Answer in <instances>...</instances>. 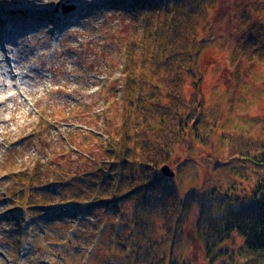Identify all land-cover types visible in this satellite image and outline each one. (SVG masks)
<instances>
[{
  "label": "rangeland",
  "instance_id": "obj_1",
  "mask_svg": "<svg viewBox=\"0 0 264 264\" xmlns=\"http://www.w3.org/2000/svg\"><path fill=\"white\" fill-rule=\"evenodd\" d=\"M92 1L95 9L89 6L73 21H53L57 5L66 10ZM183 1L172 0L166 14L152 15L110 0H0V264H148L146 260L169 253L151 246L156 234L165 235V227L175 228L177 241L170 246L176 264L243 259V238L235 232L214 238L213 248L205 249L195 232L197 207L184 212L188 218L183 223L172 219L178 204L169 187L152 194L170 202L166 208L152 195L138 201L139 206L128 196L113 213L99 205L85 217L81 214L88 200L101 197L102 187L97 191L96 185V198L91 195L92 174L100 176L104 164L120 158L124 148L123 143L117 146L128 96L122 104L114 91L125 77L128 53L135 48V57L148 56L151 45L164 47L171 37L167 52L183 66L181 85L186 84L191 97L193 83L201 78L208 115L199 125L202 139L187 127V146L175 138L161 155L163 162L174 152L165 165L176 171L172 181L177 192L207 194L214 185L225 191L241 178L245 183L264 177L259 164L264 155V0H200L206 4L200 6L205 19L189 25L192 14L184 13V19L179 15L171 23L169 12H175L178 2L187 7ZM164 22H170L168 29ZM150 68L142 62L136 77L151 76ZM205 152L225 160V166L215 170L197 162ZM129 165L140 176V167ZM143 168L141 176L151 183L154 167ZM232 191L231 197L238 195ZM223 203L220 196L209 198L213 218L224 213ZM35 205H41L39 213ZM20 208L39 217L48 212L45 219L38 217L44 224L35 227L26 250L22 244L29 236L14 213ZM101 222L107 226L99 227ZM132 234L137 241L128 239ZM97 235L103 237L98 242ZM232 253L237 259L228 255Z\"/></svg>",
  "mask_w": 264,
  "mask_h": 264
},
{
  "label": "trees",
  "instance_id": "obj_2",
  "mask_svg": "<svg viewBox=\"0 0 264 264\" xmlns=\"http://www.w3.org/2000/svg\"><path fill=\"white\" fill-rule=\"evenodd\" d=\"M104 2L101 4H105ZM110 2H112V5L118 3H125L126 7L131 5L129 10L136 9L135 6L138 9L145 8L151 10V14L154 15L153 13L160 10H162L163 14H166V12L170 10L169 3L172 2V0H110ZM183 2L187 7L178 2L175 12L172 10L169 12V15L172 14L171 23H175L173 20L184 13L192 14V23L189 25L197 23V18L201 17V19H205L200 8V6L203 7L205 3L200 0L189 1V4H186V0ZM95 4H97V2L91 5L79 6L75 12L63 14L60 18L64 22L73 21V18L80 16V13L86 8L93 7V9H95ZM145 4L148 6H145ZM204 13H206V9ZM181 18L184 19L185 17L181 15ZM164 23L168 29V27H170V22ZM172 38L173 37L169 38L170 41L166 42L164 47L155 49L154 46L151 45L148 50V56L143 57L142 55L139 57V54L135 57V48L132 50L131 54L128 53V57L130 58L129 63L127 65L125 60L122 68L125 77L121 82L119 81L120 83H117L118 87L116 86L114 91V97H116L117 100H122V104L124 101L126 102L128 96V101L123 107L121 114L122 119L120 127H122L123 131L118 140L119 146L116 144L117 147L121 148L123 143L124 148L120 158L117 160H114V158L113 160L109 159L107 162L108 164H104L106 168L105 171H101L102 169L99 171L101 174L104 173V179H106L105 183H102L104 181L101 174L100 176L99 174H92L96 178V182L91 179L93 183H90V185H93L94 192L95 185L97 191L102 187L99 192L101 197H99L100 200L97 202H92L96 200H88L84 208L85 210L82 209L81 214L85 217L86 214L93 211V206L96 207L99 205H103L102 208L105 210L110 208V213H113L125 203V198L128 196L135 199L133 202L135 206H139L141 200L148 196L150 197V195L155 192L158 191V195L163 194V186L166 188L169 187L172 197L175 199L174 204H178V207L173 209L171 215L172 219L176 218L177 223H183L188 218L187 216L183 217L186 210L197 207L195 232L198 240L204 243L206 250L213 248L211 247V242L215 241L214 238L221 239L223 236L226 237L235 232L243 238V247L241 251L244 252V256L242 260L240 259V262L235 261L233 264H264V177L258 178L255 182L245 181V183L243 182L245 179L241 178L237 183L229 184L225 191H221L219 186L214 185L208 190L209 192L207 194L198 192V194H196L195 191H191L190 194L187 193L184 196L177 192L178 188L174 185L172 178L162 173L161 167L165 165L166 161L174 153L171 152L168 156H165L163 162L159 161L161 155L169 151V144L167 143L174 142V139L177 138L178 141L175 139V142L182 141L184 142L183 146H187L185 141V135H188L186 130L187 127L188 129L190 128L191 132H194V136L202 139L198 131L199 125L208 117V115H206V106L203 97L204 93L201 89V78H199V82L193 83L195 90H193L191 97H187L186 95V84L181 85V80L184 81L183 66L174 61L173 52H167L168 47L171 46ZM176 40L177 38H175L173 42H176ZM142 62L151 65L149 69L151 76L146 73L142 74V78L136 77L135 71L136 69L141 71ZM124 67H127L126 74ZM161 69H163L162 74ZM189 72L193 80L196 79L195 75H193L194 73L191 71ZM116 79L121 78L117 77ZM118 92L120 93L119 95ZM204 139L206 141V138ZM235 156L236 155H233L229 157V159ZM241 157L244 159L249 158L247 154H242ZM260 158L263 162L259 164L264 167V155L260 154ZM197 162H201L203 166H212L215 170L222 168L226 164L225 160L222 161L207 152L198 155ZM131 163H135L140 167V176L135 169L130 167L129 164ZM147 165L153 166L154 168L152 169L156 172L151 183H149V178L145 180L144 177L141 176L143 174L141 169H144L143 167L146 168ZM231 176L235 178L233 174H231ZM82 181L84 182V179ZM81 190L78 188L76 193L81 194ZM231 190H233L232 192H238V195L231 197ZM96 194L97 192L91 195H95L94 198H96ZM218 196H220L224 202L222 206L225 204L226 206H224L225 208L223 207L224 213L218 217H214V219L212 216V208L208 206V200L209 198ZM161 197L156 198L153 196L154 200H157L162 208H166L170 205V202L165 204V201L163 202ZM40 206L34 208L38 213L40 212ZM77 206L74 205V207ZM164 212L166 211L164 210ZM14 213L18 215L16 220L17 223L20 222L23 224V229L25 230L24 235H27V237L29 236L22 244L23 248L26 250L37 232L35 231V227L39 225V216L38 213L28 214L22 208L16 209ZM47 213L48 212L43 214L45 216H40L39 218L45 219L48 215ZM216 215H218V213H216ZM162 219L163 215H161V227L163 226ZM43 224L44 222H41L39 226H43ZM103 226H107V223L101 222L99 224V227ZM111 229H113V225ZM69 233L73 235L74 231H70ZM117 236H119V233ZM175 236V228L171 227H165V235L163 237L160 233L156 234L151 246L160 247V251H169V253L165 256H158L151 263L146 260L147 263L176 264L177 260L171 258L172 249L170 246L171 244L174 245L175 241H177ZM100 237H102V235H97L95 237L97 242ZM128 239H132V241L138 240L135 234L130 235ZM101 240L102 239H100L99 242H101ZM139 246H142V244ZM228 255H230L232 259H237L233 256L235 253Z\"/></svg>",
  "mask_w": 264,
  "mask_h": 264
},
{
  "label": "water",
  "instance_id": "obj_3",
  "mask_svg": "<svg viewBox=\"0 0 264 264\" xmlns=\"http://www.w3.org/2000/svg\"><path fill=\"white\" fill-rule=\"evenodd\" d=\"M73 8V6H68V10H71ZM163 172L166 174V175H168V176H170V177H175V172L168 166V165H166V166H164L163 167Z\"/></svg>",
  "mask_w": 264,
  "mask_h": 264
},
{
  "label": "bare ground",
  "instance_id": "obj_4",
  "mask_svg": "<svg viewBox=\"0 0 264 264\" xmlns=\"http://www.w3.org/2000/svg\"><path fill=\"white\" fill-rule=\"evenodd\" d=\"M46 19H48V18H46Z\"/></svg>",
  "mask_w": 264,
  "mask_h": 264
}]
</instances>
